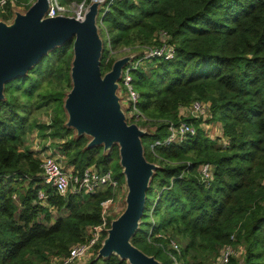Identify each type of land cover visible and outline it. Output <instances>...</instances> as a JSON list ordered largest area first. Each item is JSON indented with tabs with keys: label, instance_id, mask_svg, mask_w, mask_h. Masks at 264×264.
Masks as SVG:
<instances>
[{
	"label": "trees",
	"instance_id": "1",
	"mask_svg": "<svg viewBox=\"0 0 264 264\" xmlns=\"http://www.w3.org/2000/svg\"><path fill=\"white\" fill-rule=\"evenodd\" d=\"M83 1L60 0L61 6ZM33 2L13 0L21 11ZM5 10L12 17L10 2ZM101 24L102 74L115 61L111 52L156 46L161 32L175 49L172 61L143 59L131 73L143 119L130 124L147 128L141 138L144 157L158 166L146 192L150 205L131 244L173 264L171 257L178 264H210L224 245H232L243 250L242 258L229 264H264V0H123L111 5ZM72 46L70 40L49 51L26 76L4 86L0 264H52L67 257L102 223L113 198L110 187L60 197L41 185L40 156L29 149V134L60 141L56 147L66 158L65 169L95 166L125 186L118 147L87 149L89 139L65 126ZM194 101L209 104L204 121L218 123L221 137L214 139L195 123L194 137L165 146L169 122H193L179 112ZM42 112H51L49 122L37 120ZM206 163L213 167L209 186L199 180ZM41 188L49 195L45 204L37 202ZM118 215L107 220L108 228ZM81 264L127 262L114 255L97 259L95 252Z\"/></svg>",
	"mask_w": 264,
	"mask_h": 264
},
{
	"label": "water",
	"instance_id": "2",
	"mask_svg": "<svg viewBox=\"0 0 264 264\" xmlns=\"http://www.w3.org/2000/svg\"><path fill=\"white\" fill-rule=\"evenodd\" d=\"M49 3L34 0L26 11L13 10L9 23L0 20V101L5 84L26 76L49 51L73 40L71 89L63 102L65 126L77 137L89 139L87 149L102 146L108 152L114 145L118 147L126 190L124 209L110 222L96 258L114 255L127 264H161L131 244L144 213L149 183L158 168L144 157L141 138L148 131L128 124L117 95L123 68L136 57L117 59L110 71L102 74V40L96 24L101 4L89 3L83 19L76 20L61 15L45 18Z\"/></svg>",
	"mask_w": 264,
	"mask_h": 264
},
{
	"label": "built area",
	"instance_id": "3",
	"mask_svg": "<svg viewBox=\"0 0 264 264\" xmlns=\"http://www.w3.org/2000/svg\"><path fill=\"white\" fill-rule=\"evenodd\" d=\"M123 0H90L91 2H99L102 8L101 17L107 13L111 5L115 2ZM11 3V8L15 10L13 0H0V12H5V6ZM85 0L79 4L71 6H61L57 0H50L49 9L45 14V18H52L58 15L73 17L76 20H82L87 10L88 4ZM160 44L152 47L140 48V55L142 57L132 60L127 64L121 75V93L125 96V116L128 124L130 122H138L143 119L142 114L137 108L139 95L132 85V72L135 71L143 59H158L161 61H172L175 55L174 47L168 42V36L165 32L160 33ZM139 48V47H136ZM125 49V48H124ZM184 114L187 118L193 121H202L209 117V104L201 101H194L189 106L181 108L179 115ZM183 117V115H182ZM147 130L146 127H141ZM168 135L164 140L165 146L174 143H180L187 138L194 137L197 133L196 127L184 120H179L178 123H168ZM49 145V141L46 146ZM41 173L37 176L40 184L48 187L53 193L60 197L68 194L78 195L93 194L103 187H110L112 190H117L119 184L114 179L111 171L99 172L95 166H90L81 172H75L72 169H65L62 167L59 159L52 155L40 156ZM213 167L206 163L199 169V180L203 185L209 186L212 180ZM49 195L44 189H39L36 195L39 204H45ZM106 209V208H105ZM108 229L107 222L103 219L98 226L89 229V235L85 242L78 243L71 247L69 254L65 258L54 260L52 264H81L91 254L97 253V246H101L104 234ZM234 240L233 237H231ZM170 245L176 252L179 251L178 245L171 241ZM242 249L232 245H224L219 251L218 257L213 264H229L230 260L237 256L242 258ZM174 264H178L174 257H171Z\"/></svg>",
	"mask_w": 264,
	"mask_h": 264
},
{
	"label": "rangeland",
	"instance_id": "4",
	"mask_svg": "<svg viewBox=\"0 0 264 264\" xmlns=\"http://www.w3.org/2000/svg\"><path fill=\"white\" fill-rule=\"evenodd\" d=\"M57 1L61 5L60 0H57ZM62 6H68V5H62ZM101 12H102V8H99L96 24L99 27V35H100V38L102 40L103 36H102V31H101L102 30ZM3 14H4V18H5V19H3V21L6 22V23H9L11 21L10 20L11 17L10 18L8 17L9 18L8 19L5 16L7 14V11L5 10V12H2V15ZM129 55H134V57H136L135 58V60H136L137 58L142 57L143 54L140 55V48H133V49H126V48L124 49L123 48V49H120V50H118L116 52H111L109 54V58L117 60V59H120L122 57L129 56ZM117 95L121 98L120 102H121L122 107L125 110L126 109L125 96H124L123 93H121V87L118 89ZM49 113H51V112H42V113H40L38 115V119L37 120L42 122V123L49 122V119L51 117ZM182 115H183V119H189L182 113L179 116L182 117ZM190 123H192L193 125L195 123H197L201 130L206 132L208 135H210L214 139L221 137L220 126H219L218 123H207L204 120L196 121V122L193 121V122H190ZM27 142H28L29 149L32 150L33 153L36 156H38V155L39 156H43V155L55 156V157H57L60 160V163H61L62 167L66 166V158H64L61 154H59L57 152L56 145L60 141H58V140H55L54 142L53 141L52 142L49 141L51 143H49V145L46 146L44 140L38 135L37 132H34L33 134H29L28 135ZM37 145H38V147H36ZM112 193H113V198H112L111 202L108 204V206L106 207L105 212H104V219H105L106 222H107V220L109 218L112 219L116 215L120 214L123 211V209H124V198H125V194H126L125 186H121V187L119 186V188L117 190H113ZM149 205H150V201L147 200L146 204H145V211H147ZM173 242H175V241H173ZM234 258L238 259L237 256H235ZM160 262L162 264H173L166 258L161 259ZM213 263H214V260H212V262L210 264H213Z\"/></svg>",
	"mask_w": 264,
	"mask_h": 264
},
{
	"label": "crops",
	"instance_id": "5",
	"mask_svg": "<svg viewBox=\"0 0 264 264\" xmlns=\"http://www.w3.org/2000/svg\"><path fill=\"white\" fill-rule=\"evenodd\" d=\"M50 141V140H49ZM45 142V144L47 145V143H48V141H44ZM50 143V142H49ZM36 147H38V145L36 146ZM39 156V155H38ZM69 170V169H68Z\"/></svg>",
	"mask_w": 264,
	"mask_h": 264
}]
</instances>
